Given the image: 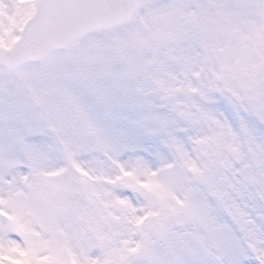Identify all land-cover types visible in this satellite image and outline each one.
Wrapping results in <instances>:
<instances>
[{"label": "snow or ice", "instance_id": "snow-or-ice-1", "mask_svg": "<svg viewBox=\"0 0 264 264\" xmlns=\"http://www.w3.org/2000/svg\"><path fill=\"white\" fill-rule=\"evenodd\" d=\"M0 264H264V0H0Z\"/></svg>", "mask_w": 264, "mask_h": 264}]
</instances>
